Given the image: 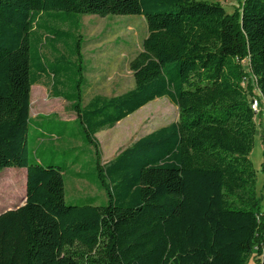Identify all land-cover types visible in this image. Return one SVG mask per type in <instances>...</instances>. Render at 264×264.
<instances>
[{
	"label": "trees",
	"instance_id": "1",
	"mask_svg": "<svg viewBox=\"0 0 264 264\" xmlns=\"http://www.w3.org/2000/svg\"><path fill=\"white\" fill-rule=\"evenodd\" d=\"M43 15L74 26L77 15L142 17L133 89L83 105L78 40L62 69L30 55ZM48 29L52 40L70 37ZM42 80L92 149L93 178L73 177L95 185L105 205H66V165L28 151L30 89ZM258 95L264 110V0H243L229 15L194 0H0V172L26 171L24 204L0 213V264H264L263 199L249 159ZM161 98L177 120L101 165L95 134Z\"/></svg>",
	"mask_w": 264,
	"mask_h": 264
},
{
	"label": "rangeland",
	"instance_id": "2",
	"mask_svg": "<svg viewBox=\"0 0 264 264\" xmlns=\"http://www.w3.org/2000/svg\"><path fill=\"white\" fill-rule=\"evenodd\" d=\"M220 5L226 14H233L243 0H194ZM77 25L61 22L57 18L40 16L37 29L29 38V49L32 58L39 52V57L48 68L62 69L63 62L74 61L73 42L80 43V56L83 61L82 104L85 105L93 97L110 98L131 90L134 86L129 63L142 49V41L147 35L145 22L140 16H75ZM64 31L70 37L64 42L58 38L51 39L50 30ZM49 37V38H48ZM73 56V57H72ZM35 59V58H34ZM64 60V61H63ZM35 63V61L33 60ZM50 69V68H49ZM33 73V71H32ZM33 75V74H32ZM51 84L47 80L32 86L30 118L27 135V149L34 158L45 165H66L64 176V201L73 205L93 200L96 205H105L107 198L99 192L95 185L82 179H75L74 172L81 169L86 178H93L95 167L87 164L91 156L85 144L80 140V126L70 124L69 127L59 125L57 120L70 115L69 104L51 97ZM41 115L35 119L36 116ZM177 109L166 98L156 99L137 112L128 116L111 132L97 137L99 144L100 164L110 160L123 149L130 147L137 139L151 131L177 120ZM256 133L249 159L256 172V190L263 202L264 210V112L254 117ZM66 131L65 141H57L51 136ZM39 134V136H38ZM70 136L71 138H68ZM38 138V139H37ZM73 148V149H72ZM94 157V156H93ZM76 164L73 165V163ZM6 170V169H4ZM2 170V172H4ZM18 170V169H13ZM7 173V172H6ZM5 173V174H6ZM16 174V173H14ZM16 177V176H15ZM18 178L8 175L0 177V213L8 204H19L24 197ZM74 185V188L72 186ZM81 186V187H80ZM80 187V188H78ZM73 188V190H70ZM246 264H256L249 258Z\"/></svg>",
	"mask_w": 264,
	"mask_h": 264
},
{
	"label": "crops",
	"instance_id": "3",
	"mask_svg": "<svg viewBox=\"0 0 264 264\" xmlns=\"http://www.w3.org/2000/svg\"><path fill=\"white\" fill-rule=\"evenodd\" d=\"M133 82H134V80H133ZM40 83V82H39ZM51 84V83H50ZM134 87V86H133ZM31 89H32V87H31ZM31 89H30V98H29V101H30V103H31ZM133 89V88H132ZM131 89V90H132ZM128 91H130V90H128ZM128 91H126V92H128ZM126 92H124V93H126ZM123 93V94H124ZM120 95H122V94H120ZM119 96V95H118ZM52 97V96H51ZM113 97H116V96H113ZM53 98V97H52ZM110 98H112V97H110ZM53 99H56V100H59L60 98H53ZM107 99H109V98H107ZM62 100V99H61ZM65 102V101H64ZM87 104V103H86ZM85 104V105H86ZM41 115H38V116H36L35 117V119H37V118H39ZM29 118H30V109H29ZM75 114L73 113V112H70V115L69 116H67V117H65V118H62V119H59V120H57L58 122H67L68 124H75L74 123V120H75ZM126 119V118H125ZM125 119H123V120H125ZM30 120H31V118H30ZM122 120V121H123ZM122 121H120V122H118L117 124L119 125L120 123H122ZM117 124H115L114 125V127L113 128H111V129H106V130H103V131H100V132H98V133H96L95 134V136H94V138H95V140L97 141V137L100 135V134H102V133H106V132H111L114 128H116V126H118ZM57 141H65L66 140V138H63V137H60V138H57L56 139ZM126 149V148H125ZM124 150V149H123ZM122 150V151H123ZM121 152V151H120ZM119 152V153H120ZM118 153V154H119ZM117 154V155H118ZM117 155H114V157L112 158V159H110V160H107L105 163L103 162L102 163V165H106V164H108V163H110V162H112L114 159H115V157L117 156ZM7 172V173H6ZM78 172H81V169H80V171H78ZM77 171L75 172V173H78ZM6 173V174H5ZM14 173H16V174H14ZM4 175H8L9 177H12V178H18L19 180H18V183H20V185L22 186V191L24 192L23 194H24V196H25V183H26V171L24 170V169H18V170H13V168H11V169H6V170H4V172H2L1 174H0V177H2V176H4ZM16 176V177H15ZM76 179V178H75ZM72 186H73V188H74V185L72 184ZM81 187V186H80ZM80 187H78V188H80ZM73 188H70V190H73ZM64 191H65V184H64ZM100 192V191H99ZM24 200H25V197H23V198H21V200H20V202H19V204H15V205H13V204H8L7 206H5L4 207V211H6V210H9V209H11V208H17V207H20V206H22L23 204H24Z\"/></svg>",
	"mask_w": 264,
	"mask_h": 264
},
{
	"label": "built area",
	"instance_id": "4",
	"mask_svg": "<svg viewBox=\"0 0 264 264\" xmlns=\"http://www.w3.org/2000/svg\"><path fill=\"white\" fill-rule=\"evenodd\" d=\"M241 63H242V65H245V64H246V61H242ZM244 84H245V83H243V85H244ZM257 94H258V93H257ZM260 104H263V103H262L261 96L258 95V97H256V98L254 97V98L252 99L251 109H252L253 113H254L256 116L259 115L262 111L264 112V110H261V109L259 108ZM261 214H264V210L261 212Z\"/></svg>",
	"mask_w": 264,
	"mask_h": 264
}]
</instances>
